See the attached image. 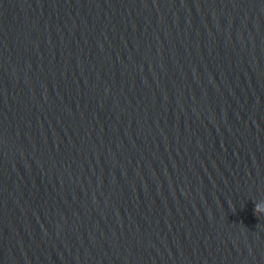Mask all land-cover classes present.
<instances>
[{"label":"water","instance_id":"1","mask_svg":"<svg viewBox=\"0 0 264 264\" xmlns=\"http://www.w3.org/2000/svg\"><path fill=\"white\" fill-rule=\"evenodd\" d=\"M264 0H0V264H264Z\"/></svg>","mask_w":264,"mask_h":264},{"label":"clouds","instance_id":"2","mask_svg":"<svg viewBox=\"0 0 264 264\" xmlns=\"http://www.w3.org/2000/svg\"><path fill=\"white\" fill-rule=\"evenodd\" d=\"M255 211L260 212L261 214H264V203H257L255 205Z\"/></svg>","mask_w":264,"mask_h":264}]
</instances>
